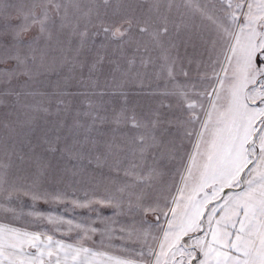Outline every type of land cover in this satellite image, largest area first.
I'll return each mask as SVG.
<instances>
[{
    "label": "snow or ice",
    "instance_id": "obj_1",
    "mask_svg": "<svg viewBox=\"0 0 264 264\" xmlns=\"http://www.w3.org/2000/svg\"><path fill=\"white\" fill-rule=\"evenodd\" d=\"M0 264H264V0H0Z\"/></svg>",
    "mask_w": 264,
    "mask_h": 264
},
{
    "label": "rangeland",
    "instance_id": "obj_2",
    "mask_svg": "<svg viewBox=\"0 0 264 264\" xmlns=\"http://www.w3.org/2000/svg\"><path fill=\"white\" fill-rule=\"evenodd\" d=\"M76 195L82 197L84 195V192L78 191ZM65 205H67V208L65 207ZM33 208L36 211H40L45 214L51 212L53 215L64 216L65 218L75 217L77 221L83 219V217H81L80 215L84 211V209H86V208H74L71 205L70 200L64 202H57V203L45 202L44 200H37L33 202L30 197H21V200L19 201V209H22V211L26 214L29 211H32ZM25 219H33V218L21 217L18 221H16L15 226H21L24 223ZM45 226L50 227V225H47L46 221H45ZM30 230H36V229H30ZM60 235H61L60 233H57L58 237ZM69 235H74V233Z\"/></svg>",
    "mask_w": 264,
    "mask_h": 264
},
{
    "label": "crops",
    "instance_id": "obj_3",
    "mask_svg": "<svg viewBox=\"0 0 264 264\" xmlns=\"http://www.w3.org/2000/svg\"><path fill=\"white\" fill-rule=\"evenodd\" d=\"M105 214H108V213H110V209H108V208H103V209H101ZM89 215V213L87 212V209H84V211L81 213V217H83V218H85V217H87Z\"/></svg>",
    "mask_w": 264,
    "mask_h": 264
}]
</instances>
